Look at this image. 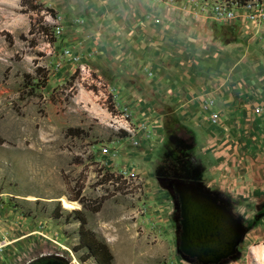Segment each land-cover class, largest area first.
I'll use <instances>...</instances> for the list:
<instances>
[{
	"label": "rangeland",
	"instance_id": "obj_1",
	"mask_svg": "<svg viewBox=\"0 0 264 264\" xmlns=\"http://www.w3.org/2000/svg\"><path fill=\"white\" fill-rule=\"evenodd\" d=\"M226 1L0 0V264L45 254L98 264L81 246L78 217L101 264H199L179 247L172 185L183 180L168 163L188 158L193 142L174 115L177 100L210 80L198 90L240 97L229 111L217 110L226 95L210 100L217 123L264 124V111L253 112L264 98V0H237L235 19L221 22L213 11ZM65 48L82 56L89 82ZM169 87L181 98L159 97ZM132 90L161 111L166 139L153 146L159 124L128 106ZM216 264H264V255L241 243Z\"/></svg>",
	"mask_w": 264,
	"mask_h": 264
},
{
	"label": "crops",
	"instance_id": "obj_2",
	"mask_svg": "<svg viewBox=\"0 0 264 264\" xmlns=\"http://www.w3.org/2000/svg\"><path fill=\"white\" fill-rule=\"evenodd\" d=\"M168 82L170 80L164 81ZM208 82L203 86L198 84L195 87L190 86L189 96L177 100L181 105L177 104L174 115L179 123H183L184 130L189 133L193 142L191 150L193 160L204 168L202 179L205 191H201L218 198L229 208L233 217L244 227L247 226L243 246L252 254L264 255V124L255 122L248 124L251 121L247 116L244 117L245 124H238L236 118L233 124H224L221 121L211 123L209 114L203 111L202 105L205 101H215L226 95V99L217 102L219 107L217 110L229 111L235 110L234 98L240 97L230 92L223 94L218 89L208 94L198 90V87L206 89ZM169 84L172 85L173 82ZM179 91L181 90L169 87L165 93L158 95L181 98L182 94ZM128 93V106L133 105V110L137 114L142 113L146 118H150L147 124L155 126L159 124L151 146L154 140L160 142L166 139L163 131L165 123L159 115L161 111L147 106L146 102L140 99L141 92L132 90ZM142 104H146V107L142 108ZM256 108H260L259 113L264 111V98L260 104L254 105L253 112ZM196 145H200L198 154L193 151ZM147 156H151V151L147 152Z\"/></svg>",
	"mask_w": 264,
	"mask_h": 264
},
{
	"label": "water",
	"instance_id": "obj_3",
	"mask_svg": "<svg viewBox=\"0 0 264 264\" xmlns=\"http://www.w3.org/2000/svg\"><path fill=\"white\" fill-rule=\"evenodd\" d=\"M180 210V250L202 264H216L235 254L246 234L218 198L205 194L195 184L173 182Z\"/></svg>",
	"mask_w": 264,
	"mask_h": 264
},
{
	"label": "trees",
	"instance_id": "obj_4",
	"mask_svg": "<svg viewBox=\"0 0 264 264\" xmlns=\"http://www.w3.org/2000/svg\"><path fill=\"white\" fill-rule=\"evenodd\" d=\"M28 4H29V0H22V4H21L22 6H27ZM36 9H37L36 6H33L30 10H36ZM49 11L52 12L53 10L50 9ZM38 75H39V72H37V77H38ZM40 77H38V78H40ZM45 79H46V75H44V77H43V80H45ZM38 85L39 84H37L36 86H33V84H29L30 90H32L33 88H36V87L37 88H40V87H38ZM41 88H44V86H41ZM67 132L69 134L70 133H75V134L78 133L77 130H74V129H68ZM191 150H192V146L189 147V148H187L186 154L187 153L188 154L190 153L189 155H187L188 158H183V159H181V157L180 158H175V159L174 158H170V161H173V162L168 163L169 169L172 171V177H173V174L175 173L183 181H186V183H193V184L196 185V187L199 190L205 191V187H204L203 179H202L203 173H204V168H203V166L201 164H199V163H197V162H195L193 160V158L191 156ZM170 167H174V169H171ZM161 169L162 168L159 169V173H157V174H158V176H161L162 177L161 174H162L163 169L162 170ZM105 177H106L105 179L107 181L108 180H111L108 175L105 176ZM120 177H122V176H119V178ZM179 216H180V212H179ZM78 219H79V221L81 223L80 231L81 232L82 231H85L83 234H88L89 236L93 237V234L89 230H87V229L84 228L85 225H86L85 220L83 218H81V217H78ZM179 222H180V219H179ZM83 234H81V235H83ZM81 246L82 247H86L89 250V253H91L92 256L95 257V259L97 260L98 264H101L100 263V259L102 257L100 258L99 256H97V255H95L93 253L94 250L97 251V249L95 248V246L93 247L92 245H89L87 242H85V243H82L81 242ZM97 246H98L99 249L103 250V252L106 255V258L105 259L108 261L107 263H109V261H111V254H110L108 248L104 244L99 243V242H98ZM199 264H202V263H199Z\"/></svg>",
	"mask_w": 264,
	"mask_h": 264
},
{
	"label": "built area",
	"instance_id": "obj_5",
	"mask_svg": "<svg viewBox=\"0 0 264 264\" xmlns=\"http://www.w3.org/2000/svg\"><path fill=\"white\" fill-rule=\"evenodd\" d=\"M225 3L226 4H224L223 6L221 5L219 7L214 8V11H213V14L221 22H224V21L228 22V21L234 20L235 19V9L239 7L237 0L235 1L232 0L230 4H229V1H226ZM253 7L254 6L251 4V2H247L244 4V9L252 10L250 12L249 18L255 19L260 16V13L259 11L254 10ZM57 20L60 22L62 21V18L61 17L57 18ZM156 23H159V20H156ZM61 28L62 27L60 26L56 28L57 33L60 32ZM62 56H63V59L65 60L73 61L74 65L76 66V70L78 71V74L82 81L89 82V79L91 78L92 74L80 54L74 53L70 48H65L63 50ZM212 105H213L212 101H208L204 106V110L205 112L209 114V119L211 120V122L216 124L217 121L219 120V115L210 111V108L212 107ZM255 112L259 113L260 108H256ZM104 152L107 153L108 150L104 149Z\"/></svg>",
	"mask_w": 264,
	"mask_h": 264
},
{
	"label": "flooded vegetation",
	"instance_id": "obj_6",
	"mask_svg": "<svg viewBox=\"0 0 264 264\" xmlns=\"http://www.w3.org/2000/svg\"><path fill=\"white\" fill-rule=\"evenodd\" d=\"M81 242H87L89 245L94 243V239L88 234L81 235ZM93 246V245H92ZM97 246V245H96ZM100 254L105 255L103 250H98ZM27 264H72L68 259L60 254H45L37 258H33Z\"/></svg>",
	"mask_w": 264,
	"mask_h": 264
},
{
	"label": "bare ground",
	"instance_id": "obj_7",
	"mask_svg": "<svg viewBox=\"0 0 264 264\" xmlns=\"http://www.w3.org/2000/svg\"><path fill=\"white\" fill-rule=\"evenodd\" d=\"M112 227V226H111ZM107 228V227H106ZM124 250V249H123ZM127 252H128V250H127Z\"/></svg>",
	"mask_w": 264,
	"mask_h": 264
}]
</instances>
